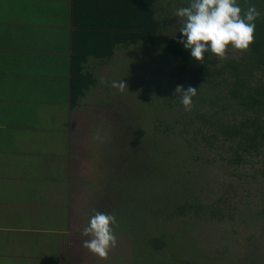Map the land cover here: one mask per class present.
I'll return each mask as SVG.
<instances>
[{
	"label": "trees",
	"instance_id": "16d2710c",
	"mask_svg": "<svg viewBox=\"0 0 264 264\" xmlns=\"http://www.w3.org/2000/svg\"><path fill=\"white\" fill-rule=\"evenodd\" d=\"M160 1L71 0V107L97 85L94 73L85 71L91 58L106 63L115 55L116 47L154 44V37L169 20L161 16ZM192 1L170 0L167 4L176 8L173 6ZM208 3L215 13L211 27L193 39L180 32L163 48L178 63L182 76L173 85L174 100L161 108L168 111L177 106V115L157 124L150 131V139L133 135L132 140L123 133L129 134L138 124L131 127L130 119L124 117L116 124L117 137L105 143L107 169L97 176L99 185L108 188L107 198H123L119 204L126 203L124 196L129 195L127 188L134 180L137 199L131 208L155 207L157 217L162 210L165 222L182 224L171 231L173 237L183 236L185 240L186 233L202 223L222 224L235 218L236 210L249 200L244 166L249 163L253 169L254 159L261 158L264 151V0ZM165 12L169 14L167 9ZM231 45L240 46L242 55L218 67L214 59L217 52L222 55L218 50ZM225 155L233 171L243 173L233 178L225 174L232 184L221 185L218 195L207 193L212 179L217 182L219 171L225 172ZM208 167L213 171L205 174L211 171ZM199 177L203 180L200 184ZM229 190L233 191L230 198ZM158 234L149 242L153 251L166 248L165 242H175L167 233ZM258 252L259 256L254 248L245 264L264 263L261 250Z\"/></svg>",
	"mask_w": 264,
	"mask_h": 264
},
{
	"label": "crops",
	"instance_id": "0c3cea01",
	"mask_svg": "<svg viewBox=\"0 0 264 264\" xmlns=\"http://www.w3.org/2000/svg\"><path fill=\"white\" fill-rule=\"evenodd\" d=\"M72 31L71 0H0V264H52L49 240L59 264L88 263L94 241H81L85 199L72 186L83 162L98 158L95 146L81 152L95 128H72L80 111L89 119L93 91L71 107ZM99 64L91 58L85 71L95 75Z\"/></svg>",
	"mask_w": 264,
	"mask_h": 264
},
{
	"label": "rangeland",
	"instance_id": "374dc122",
	"mask_svg": "<svg viewBox=\"0 0 264 264\" xmlns=\"http://www.w3.org/2000/svg\"><path fill=\"white\" fill-rule=\"evenodd\" d=\"M168 1L170 0L159 2L161 16H167L169 20L168 25L154 37L153 45L139 43L135 46H119L116 47L113 58L106 60L108 62L105 63L103 59L97 60L102 62L95 72L99 85L87 95L84 101V105L87 104V108L84 106V109L89 112L90 117L86 114L89 119L86 117L82 119L85 114L84 111H80L79 114L83 115L80 120L74 122L72 127L76 129V132L83 131L90 125L96 127L94 133L84 137L81 152L84 157L95 146L97 150H93L91 155L96 160L98 158V163H93V160L88 157L90 163L83 162L80 182L72 186L73 196L76 199L78 197L85 199L81 207L83 212L80 211V221L86 222L87 230L84 233L86 241L84 237L81 241L84 245L91 243L88 241H94L87 247V264H245L244 260L254 248L258 256L260 255L258 250H261L264 262V209L262 207L264 178H261V174L264 173V151L261 158L254 159L253 169L250 168L249 163L244 166L246 170L244 175L247 179L244 181L250 184L247 188L249 200L243 207L236 210L235 218L222 224L210 221L202 223L186 233V240L183 236L173 237L171 231L179 224L165 222L162 210L157 217L155 207L140 206L137 210L131 208L136 198L133 194L134 180L127 188L129 195L126 193L124 196L126 203L119 204L123 198L120 199L116 195H113V200L107 198L108 188L99 185L98 177L96 178V171L99 173L107 169V163L103 159L108 150L105 143H108V140L110 142L114 136L117 137L116 124L122 123L124 117L127 120L130 119L131 127L133 124H138L137 129L130 128L129 134L123 133L124 136L129 137L127 139L132 140L133 135L150 139V131L157 124L177 115V106L168 111L161 108L165 103L174 100L176 92L173 87L176 85V79L182 76L178 73V63L171 55L165 53L163 48L180 32L193 39L194 35L211 27L210 21L215 18V13L209 9L210 0L206 2L193 0L189 5L173 6L176 8L168 5ZM165 9L169 14L165 12ZM218 51L222 53V55L218 52L214 53L216 54L214 59L218 60V67L227 59L242 55V48L238 45H231L226 50ZM180 94H182L181 91ZM107 103H109L108 106ZM80 122L81 126L77 125ZM85 122L88 123L87 126ZM216 154L219 153L216 152ZM226 158L225 155L223 162L225 172L219 171L217 182L212 179L210 187L206 188L207 193L212 192L218 195L221 185H225L228 178L243 173L234 172L233 167L226 163ZM228 159H231L230 155ZM208 169L211 171L207 170L205 174L213 171L211 167ZM81 170L82 164L79 165V175ZM225 174L229 177L227 178ZM201 181L203 180L199 177V184ZM217 195L213 194L212 197ZM231 196L233 191L229 190L228 198ZM156 217L159 219L157 220ZM181 226L182 224L179 227ZM158 231V235L167 233V236L175 239V242H165L166 248L153 251L149 248V242L151 239L154 240L153 235H157ZM169 233L172 235L169 236ZM155 239L160 237L155 236ZM47 245L50 254L55 255V258L49 259L48 263L59 264L57 251L51 253L56 246L55 242L49 240ZM224 247L227 248V252H223Z\"/></svg>",
	"mask_w": 264,
	"mask_h": 264
}]
</instances>
